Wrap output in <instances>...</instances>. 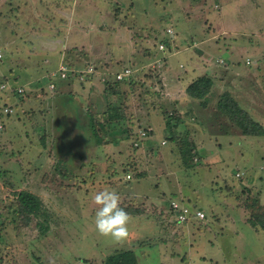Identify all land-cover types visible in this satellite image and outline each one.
Instances as JSON below:
<instances>
[{
	"label": "rangeland",
	"instance_id": "374dc122",
	"mask_svg": "<svg viewBox=\"0 0 264 264\" xmlns=\"http://www.w3.org/2000/svg\"><path fill=\"white\" fill-rule=\"evenodd\" d=\"M43 1L45 5L35 13L38 17L44 16L45 7L51 9L46 5L48 0ZM28 3L31 5V0ZM102 5L97 12L102 15L108 9L110 16L100 19L102 26L100 20L96 22V49H82L85 55L93 56L94 71L67 73L63 79L75 88H69L58 100L59 105L74 111L75 106L83 107L84 114H67L69 120L64 123L68 140L81 141L77 149L73 143L65 144L62 130L55 127L62 122L59 113H54L57 100L47 105L50 114L46 119L39 100L30 106L22 104L31 94L46 95L43 91L50 89L49 81L42 80L41 89L30 90L29 94L25 86H21V93L0 89V264H102L107 253L115 249H132L138 264H264V135H256L253 143L242 141L233 146L234 140L214 138L216 132L210 137L207 129L206 133L198 126L197 119L176 109L180 105L191 109L198 106L183 95L200 76L212 82L205 104L216 106L220 98L226 104V93L236 96L238 101L233 99L240 106L253 103L254 95L241 91V84L236 85L238 76L251 70L264 74L263 63L247 61L256 58L244 48V44L253 45L254 37L222 31L217 0H103ZM9 7H14L10 0H0V28L6 31L0 33V46L4 47H0V70L8 67L4 60L9 46L17 44L7 33L8 25L22 30L17 35L23 38L20 42H25L26 28L31 27L23 25L35 24L30 14L20 20L22 15L10 14ZM48 13L46 20L51 23ZM88 13L81 12L82 29L88 27ZM58 18H54L57 23ZM111 19L119 21L117 28H127L128 37L136 39L134 44L140 39L143 43L135 45L133 51L127 50L128 38L121 36L126 33L119 32L116 39L124 41L114 57L105 43L110 38L105 26ZM149 26L154 28L148 30ZM69 37L70 46H76L70 47L69 53L89 43L84 40L79 46L80 37L75 32ZM148 40L157 49L152 60L146 57V51L152 49L145 43ZM261 51L258 62H264ZM167 53L170 57L175 54L170 62L165 58ZM194 57L199 71L185 79L184 64ZM125 66L131 68V76L115 79ZM162 70H169L167 78ZM6 79L0 73V84L13 86ZM180 80L183 85L176 83ZM50 81L56 83L58 76H51ZM246 84L252 90L256 86L263 89L256 96L262 103L264 77L258 82L246 80ZM54 93L48 100L57 96ZM231 105L230 110H235L234 103ZM4 106L11 108L8 115L2 113ZM111 107L118 108L116 113L121 117L109 120ZM77 115L84 130L73 128ZM141 130L145 138L139 140ZM97 148H102L100 153ZM90 154L99 159L81 161L83 169L76 170L74 165L80 161H70V156L79 159ZM22 189L42 199L46 219L20 207L15 192ZM103 189L118 193L120 207L129 215L124 239L103 236L95 230L98 206L93 197ZM171 200L201 208L204 217H190L181 225L171 223ZM45 224L47 230L41 227Z\"/></svg>",
	"mask_w": 264,
	"mask_h": 264
},
{
	"label": "crops",
	"instance_id": "0c3cea01",
	"mask_svg": "<svg viewBox=\"0 0 264 264\" xmlns=\"http://www.w3.org/2000/svg\"><path fill=\"white\" fill-rule=\"evenodd\" d=\"M21 1H24L25 3L23 5H20L22 4ZM21 1L19 2L18 0L17 1L10 0V4H13L14 6L13 9H11V7L8 8L10 11V14H12L11 12H13L15 15L21 14L22 19L19 18L20 20L27 19L30 14L32 19H34L35 24L30 25V26L25 25V24L23 25L24 27H31V28H26V31L28 32V33L26 32L28 34V37L25 42H20L22 41L23 38L21 37L19 38V36L17 35L18 32L23 33V31L22 30L19 31L17 28H15L17 29L15 30L13 27H11L12 24L8 25L7 33H9L10 39H15L17 43L12 46H9V54H7L6 56L7 59L4 60L5 65H8V67L2 68L0 70L1 75L6 77L7 78L6 80L8 82L12 83V85L15 88L25 86L26 94H29L30 90L36 91L37 89L38 90L41 89L39 87V84H41L42 80L50 81L51 76L55 77L57 75L56 69L59 63H62V62L66 63L67 66L73 70V73L70 72L72 73V75L77 72L83 73L84 71H87L90 65L93 66L94 68L93 56L85 55L84 50L82 49H85V50L89 49L90 52L92 49H96L95 38L98 36V33L94 31L95 29L94 27H96V22L99 21L102 17L110 16V11L108 9H105L104 11L105 13L102 15L97 12V9L103 6L102 5L103 0H61L60 1L61 3L54 2L51 4H50V1H53V0H48V3L46 5L49 6L51 9L49 11L45 7L44 14H43L44 16L40 15L43 17H38V15H35L36 11L38 10V7L41 5L43 6L45 5L43 0H31V5H29L28 3V1L30 0H21ZM217 1L221 8V15L219 16V21L222 26V31H227V32L231 31L241 36H244L245 34H251L254 37L253 45L244 44V43L243 44L245 46L244 48L251 50L250 52H252V55L256 58H253V60L247 59V61L254 65L258 63L264 64L263 61L258 62L260 58H257L261 56L262 54L261 50H264V0H217ZM18 5H20L21 7H17ZM33 5L35 6V9L34 7H32ZM85 10H88L89 12L87 14L89 21H88V27L85 29H82L80 26L81 25L80 16H81V12ZM244 12L246 13L244 14ZM255 12H258L259 14H256ZM47 13L48 15L52 16L51 19H53V21L51 23H49L50 21L46 20ZM55 14L59 15L60 17L58 18L59 23H57V21L54 20L56 16ZM252 15H259L260 17H254ZM100 23H102L101 20L99 24ZM118 23L119 21L117 19H113V20L111 19L110 24H108L109 26H105V28H109V30L106 31V34L107 36L110 37L105 42L106 49H111L112 55L114 57L118 56L120 45L123 44V41H124L122 39L121 40L122 42H120V40L116 39L119 32L123 33L124 31L126 33V35H121V36L123 38L124 37L128 38L127 44L125 45L127 50L131 49L133 51L135 45H139L143 43L141 42L142 39L140 40L137 39L138 42L136 41V44H134L136 39L134 40L133 38L128 37L129 31L125 30L127 28H122L121 25H120V28H117V26H119ZM100 25L102 26V24ZM105 25H107V23H105ZM23 26H20V27H23ZM152 27L153 26H149L148 30H152L154 28ZM72 32L79 34V37H80V42L78 44L79 46L82 45L84 40L88 41L89 43L87 45H84L83 48L77 47L76 52L69 53L68 50L70 47L71 48L76 47L75 45L70 46L69 44L71 43V40L69 39L70 38L69 35ZM0 33L6 34L5 29L0 28ZM101 38L102 36H99V39ZM173 40L174 38L172 39V41ZM0 42H3V41H0ZM116 43H118V46L116 45ZM145 43H149V45L152 46V49L146 51V53H148L146 54V57L152 60L155 54L157 53V49H155V46L153 43H151V40H148ZM16 45H20V47L17 48ZM143 46L145 45L143 44ZM0 47L1 49L4 48L2 47V44ZM125 47H122V48H125ZM5 49H8V47ZM256 50L258 51L254 53V51ZM71 51H74V50H71ZM170 54L171 53H167V55L165 56V58L168 57V62H170L171 60L170 58H172L175 55L173 53L170 57L169 56ZM204 56H205L204 58L206 59L208 58V55H204ZM210 59H213L212 56H210ZM195 61H196V58L194 57L193 59H188L186 63L184 64L186 66L185 70L187 72L185 79L190 78L193 74H196L194 71H197V72L199 71L198 70L199 66L197 62ZM81 65L82 66L87 65V66L86 68H84L85 66L82 68ZM168 66H170V64H168ZM168 72L169 70H162L161 73L165 75L164 78L168 77ZM130 76L131 74L127 77H130ZM263 77H264V74H260V72H257V70L256 71L251 70L249 73H245V74L238 76L237 80L239 81V83L236 86H239L241 84V87H242L241 91H244L246 93H248L249 91L250 94L254 95L253 100H252L253 103L251 104L247 103L245 104L244 107L240 106L238 103L237 104L254 121L258 122L264 128V100H262V103H258V101L256 100L257 98L256 96L258 93L257 91H263V89H257L258 86H256L255 90H252L251 89L252 87L246 84V80L258 82ZM66 81L67 80L65 79L61 80L60 78H58V81L55 83L54 89H51V91H49L50 89L48 88L49 90L47 91L44 88L43 93L44 94L46 93V95L35 96L31 94L30 95L31 97L24 98V101L22 102V104L30 106L32 102H35V101L37 102L39 100L38 104L42 105V107H44L45 109L43 114L46 119L47 116L50 114L49 109L47 108V105L57 100V103H54V105L56 106L54 107L55 108L54 113L55 114L57 112L59 113V116L61 117L62 122L61 121L57 123L55 122L56 123L55 127L56 129L62 130L60 132V136L65 141V144L68 145V142L73 143L74 145L73 148L77 149V146H80L79 142L81 141H78V139H75L74 142L71 139L68 140L67 138L68 135L66 136L68 129L64 127L65 125L64 123H66L69 120V119H66L67 114L70 115L73 113V116H74L76 112H78L77 114H80V115L84 113H82L83 111L82 106H79V105L75 106L74 108L75 111H74L72 110L71 107H68L67 105L64 106V105L58 104V100L61 101V99H63L64 97L63 93H65V91L68 92V89L71 87L75 88L73 84L71 85L67 84ZM176 83L180 85L182 84L181 80L177 81ZM52 92L53 93L56 92L54 93V95H57V96H55L54 99L52 100H48V99H51L50 95L53 94ZM184 94H185L183 95L184 98L186 97L187 99L189 98L191 101L193 100L194 102H197L198 106L194 105V107H192L193 109H191L187 106L180 105V107L176 106V109L179 110V112L181 113L185 111L186 115H188V117H191V119H197L198 124H199L198 126L202 127L204 130L207 129L211 133V134L209 133L210 137L213 138L212 132H216L214 138L225 137L227 138V140H230V141L234 140L233 146H237V144H240L242 141L253 143L254 141H256L255 139H258L256 135L242 134L236 127H234V125L231 123V121L226 116V114H224L221 110H219L217 106H210L207 103L205 104L204 103L206 102L205 96L207 94H205L202 98H195V97L190 96L188 93H186L185 89H184ZM170 95L175 96L176 93L170 92ZM232 97L236 99V96L232 95ZM236 101L238 100L236 99ZM199 102L201 105L199 104ZM78 116L79 115H77V117L75 116L76 120H73V123H72L74 126L73 128L84 130L83 127L79 126L80 119ZM84 123H85L84 128H86L87 122H84ZM157 123L159 124V122ZM187 124H190V123L187 122ZM52 126L53 124H51V127ZM207 130H206V133H207ZM76 140L78 143L75 142ZM82 141L84 142V139ZM58 142L59 144H61V141L58 140ZM94 145L103 146V144L98 145L96 143H94ZM96 150L97 152L100 153L102 148H97ZM104 151H107V147L105 148ZM74 153H77V152H74ZM80 158H82L83 160H81ZM80 158L78 159L77 157L70 156V161H75V162L77 160L80 161L79 163H77L76 166L74 165V168L76 170L83 169V165L80 164L81 161H90L92 159H99L98 156L94 157L91 154L89 156H83ZM102 158H104L103 155H102ZM62 159H65V156H63ZM56 160H59V158H56ZM102 161L104 162L105 159H102ZM89 167H90V170H92L91 166H88V168Z\"/></svg>",
	"mask_w": 264,
	"mask_h": 264
},
{
	"label": "trees",
	"instance_id": "16d2710c",
	"mask_svg": "<svg viewBox=\"0 0 264 264\" xmlns=\"http://www.w3.org/2000/svg\"><path fill=\"white\" fill-rule=\"evenodd\" d=\"M69 65V64H68ZM206 76H200L192 81L187 86V93L195 98H202L210 90L212 82ZM114 89V88H112ZM113 93V92H112ZM117 93V91L115 92ZM224 94V99H218L216 106L224 114H226L231 122L239 128V131L244 135H264V128L254 121L244 110H242L234 101L230 94ZM228 96V98H227ZM236 106L235 110L231 111V104ZM118 108L111 107L108 110L107 117L109 120H114L118 116L116 113ZM168 124V123H167ZM15 197L22 209L33 216H44L46 219L47 213L38 196L26 189L15 192ZM45 222V221H44ZM43 230H47V224L41 226ZM44 232V231H43ZM102 264H138L135 253L132 249H115L109 253L103 260Z\"/></svg>",
	"mask_w": 264,
	"mask_h": 264
},
{
	"label": "clouds",
	"instance_id": "9594fccd",
	"mask_svg": "<svg viewBox=\"0 0 264 264\" xmlns=\"http://www.w3.org/2000/svg\"><path fill=\"white\" fill-rule=\"evenodd\" d=\"M93 200L98 206L94 215L95 230L116 240L128 235L129 215L120 207V196L114 190L103 189L95 193Z\"/></svg>",
	"mask_w": 264,
	"mask_h": 264
},
{
	"label": "built area",
	"instance_id": "2783aa9c",
	"mask_svg": "<svg viewBox=\"0 0 264 264\" xmlns=\"http://www.w3.org/2000/svg\"><path fill=\"white\" fill-rule=\"evenodd\" d=\"M168 31H170L168 29ZM162 48V46H160V49ZM1 57V54H0ZM88 73H91L94 71L93 66L90 65V67H88L87 69ZM73 73V70L70 69L66 63L62 62L59 63L58 65V69L56 71V74L58 76V78L63 79L67 76V73ZM132 73V70L130 67H124L121 71H119L118 73L115 74V79L117 80H121L126 78L127 76H129ZM55 87V82L54 81H49V88L53 89ZM0 89L4 92L7 91H16V92H22V88L21 87H13L10 84L3 82L0 84ZM11 108L8 106H4L2 109V113L4 115H8V113H10ZM0 129H2V124L0 123ZM139 140L144 139L145 138V131L141 130L139 131ZM134 145H137V142H134ZM127 178H129V175L126 176ZM170 210L173 212L174 216H173V222L171 223H175V224H183L186 223L187 221L190 220V217H194V218H198L201 219L204 217V211L199 208H190L188 207L184 202H182L181 200H171L170 201Z\"/></svg>",
	"mask_w": 264,
	"mask_h": 264
}]
</instances>
